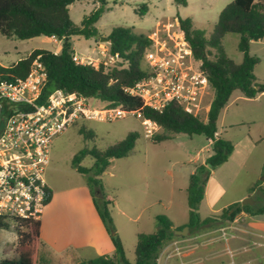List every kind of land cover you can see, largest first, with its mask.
<instances>
[{"label":"trees","instance_id":"trees-1","mask_svg":"<svg viewBox=\"0 0 264 264\" xmlns=\"http://www.w3.org/2000/svg\"><path fill=\"white\" fill-rule=\"evenodd\" d=\"M74 1L0 0V34L2 36L27 40L55 35L62 40L58 53L40 48L34 49L26 57L7 67L0 65L1 80L25 77L32 60L35 56L41 55V61L47 71V80L42 90L43 99L52 91L60 89L67 93H77L87 99H98L110 107L137 111L143 119L153 122L162 129V134L152 137L154 142L173 139L174 134H185L190 137L200 135L206 140L214 138V133L217 132L218 116L234 90H239L244 97L250 99L264 92V84H256L253 75L257 60L248 54L249 42L264 38V0L229 2L218 14L216 24L208 38L194 27L189 18H178L191 47L193 58L200 62L199 67L206 73L213 90V97L205 118L185 112L176 101L170 102L159 112L143 106L139 98L130 96L124 91L126 87L147 76V71L140 66L143 53L150 45V38L147 35L137 34L122 26L111 29L108 35L109 53L117 54L119 62H126V67L120 63L119 66L105 72L103 65L95 68L93 65L76 64L72 60L73 51L69 40L72 36L100 37L94 24L104 11V0H96L100 2V6L85 16L80 26L73 24L69 17V5ZM175 2L186 4L185 0H175ZM146 10L144 6L138 11L143 15ZM228 33L240 36L237 47L243 54V58L239 64L229 59L223 51L221 40ZM135 139L136 133L129 132L122 140L105 149H84L75 154L72 159L71 166L87 179L98 215L111 236L114 246L111 255L80 260L77 264H156L161 249L174 239L181 237L174 234V230L181 229V226L174 229L166 216L157 215L155 231L137 235L134 262L131 263L124 257L121 241L112 227L110 202L106 199L102 188L101 175L110 166L111 160L123 158L130 153L134 148ZM211 151V155L206 158L204 164L199 165L190 175L185 189L188 207L186 226L190 231L198 230L201 225L214 222L217 217L230 221L235 214L248 207L239 202L234 203L223 208L219 215L200 221L198 207L204 196L208 170L227 162L233 152V146L229 141L218 137L214 139ZM84 156L93 159V165L90 168L80 166V160ZM262 173L264 177V162ZM255 188L256 185L251 186L249 190L254 191ZM49 199L50 190L48 189L44 205ZM6 221L5 218L0 217V230L9 227ZM15 223L16 258H3L0 264H43L39 260L41 243L39 219H24Z\"/></svg>","mask_w":264,"mask_h":264},{"label":"rangeland","instance_id":"rangeland-1","mask_svg":"<svg viewBox=\"0 0 264 264\" xmlns=\"http://www.w3.org/2000/svg\"><path fill=\"white\" fill-rule=\"evenodd\" d=\"M231 1L185 0L184 5L175 0H104V11L94 24L100 37L72 36L69 43L72 51L93 61V64L99 59L104 71L109 72L123 63L104 64L99 55L102 49L109 53L108 35L113 27L122 26L137 34L150 36L174 18H189L194 27L208 38L218 14ZM99 6L100 2L96 0H75L69 5L71 22L80 26L83 18ZM144 6L147 10L141 15L138 10ZM239 40L240 36L234 33L225 34L221 40L224 53L236 64L243 58L237 47ZM61 45V40L54 42L45 36L20 40L0 34V65L7 67L37 48L58 53ZM248 54L257 60L253 69L255 83L264 84V38L249 42ZM122 65L127 66L126 62ZM140 66H145L143 58ZM212 97L213 90L210 91L207 103ZM88 105L94 109L108 106L95 98H89ZM142 120V116L131 115L112 121L81 119L59 134L50 148V156L59 167L69 170L67 167L71 166L73 156L79 151L91 148L102 150L122 140L129 132L136 133L134 148L130 153L123 158L111 160L110 166L101 175L105 196L109 194L114 201L113 205H116L113 214L110 213L112 227L122 243L124 257L131 263L135 259L133 233L136 229L154 230L150 229L151 217L168 216L177 224L187 221L184 187L188 185L191 171L195 167L192 157L198 148L206 145L203 136L190 137L185 134H174L173 139L154 142L152 137L162 134V129L157 126L153 135L146 137ZM216 126L220 137L232 144L233 152L227 163L208 170L205 183L207 202L202 200L198 207L201 217L211 214L209 205L215 209L233 201L243 192L252 196L254 192H264L263 187H258L264 182V96L250 99L239 90H234L221 110ZM248 136L258 142L251 144ZM79 164L90 168L93 159L84 156ZM83 179L87 182L85 176ZM254 185L255 190L250 191L249 188ZM246 198L253 200L251 197ZM254 198H257L256 194ZM174 203H180V206L174 207ZM119 209H125L127 217L120 215ZM6 222L9 227L0 231V256L3 252L4 256L16 258L15 252L11 251V238L16 237L17 240L14 230L16 223L13 220ZM153 222L156 228L155 219ZM145 223H148L146 227Z\"/></svg>","mask_w":264,"mask_h":264},{"label":"built area","instance_id":"built-area-1","mask_svg":"<svg viewBox=\"0 0 264 264\" xmlns=\"http://www.w3.org/2000/svg\"><path fill=\"white\" fill-rule=\"evenodd\" d=\"M150 45L143 53L147 76L124 91L141 100L143 106L161 112L176 101L193 116L205 118L209 110L207 98L212 90L200 62L193 58L178 18L162 25L150 36ZM56 42L55 35L49 37ZM104 64L119 62L117 54L99 50ZM76 64H96L75 51ZM47 71L41 55L32 60L27 75L13 80L0 79V217L18 222L39 219L48 195L45 172L50 161L53 140L81 119L112 121L125 116L141 117L137 111L121 107L90 108L88 99L77 93L56 89L43 99L42 90ZM146 137L155 132L153 122L143 119ZM214 138L206 141L212 146ZM224 231V230H223ZM224 234V232H223ZM172 253L180 256L178 241H171ZM184 264V263H180Z\"/></svg>","mask_w":264,"mask_h":264},{"label":"crops","instance_id":"crops-1","mask_svg":"<svg viewBox=\"0 0 264 264\" xmlns=\"http://www.w3.org/2000/svg\"><path fill=\"white\" fill-rule=\"evenodd\" d=\"M263 94L264 92L258 94L256 98L263 97ZM248 139L251 144L258 142L257 139L255 140L251 136H248ZM205 142L206 145L198 148L192 157L195 167L191 174L195 172L199 165L204 164L206 158L212 153L211 146L206 139ZM231 155L228 160H230ZM67 168L70 171L66 168L61 169L57 161L50 156L45 172V180L50 190V199L44 205L39 216L41 241L39 260L43 264H77L80 260L92 259L100 255H111L114 250L111 236L107 233L98 215L93 195L87 182H84V175L78 173L72 166ZM187 186L184 187V191ZM206 187L202 200L207 202ZM258 187L264 188V182ZM254 193L257 198H254L255 194L252 196V194L249 195L243 192L233 201L215 209L208 203L211 214L201 217L198 212L201 222L207 217L219 215L223 208L231 204L241 203V200L246 197L253 199V202L246 204L248 207L235 214L232 220L228 221L217 217L214 222L201 225L198 230H189L187 236L174 239L180 244V256L172 253L170 243L166 244L161 249L156 264H264V192L257 191ZM106 199L110 202L109 211L113 214L116 205H113L114 201H112L109 194ZM179 206L180 203H174V207ZM118 211L121 212L120 215L127 217L125 209H119ZM255 211L258 212L250 214L255 213ZM156 216L151 217L150 220V229L154 230L136 229L133 233V252L139 233H152L155 231L153 221ZM166 217L168 218V216ZM168 219L174 229L180 226L183 227L187 223L186 221L177 224L170 218ZM147 225L148 223H145L144 227ZM15 244L16 237L11 238L12 252H14ZM4 255L1 252L0 260L13 258L11 255Z\"/></svg>","mask_w":264,"mask_h":264},{"label":"water","instance_id":"water-1","mask_svg":"<svg viewBox=\"0 0 264 264\" xmlns=\"http://www.w3.org/2000/svg\"><path fill=\"white\" fill-rule=\"evenodd\" d=\"M59 40H61V38H58ZM103 39V38H101ZM103 40H107V39H103ZM253 201L249 198L243 199L241 201L242 205H246V204H251ZM174 234L177 236H181V237H185L189 234V227L188 226H183L181 229H175L174 230Z\"/></svg>","mask_w":264,"mask_h":264}]
</instances>
